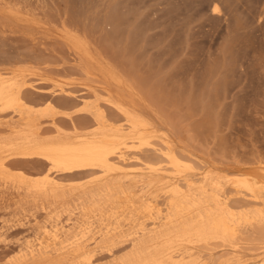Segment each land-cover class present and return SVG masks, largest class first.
<instances>
[{
    "label": "rangeland",
    "instance_id": "374dc122",
    "mask_svg": "<svg viewBox=\"0 0 264 264\" xmlns=\"http://www.w3.org/2000/svg\"><path fill=\"white\" fill-rule=\"evenodd\" d=\"M0 13V75L29 92L21 95L26 106L0 105L1 133L21 123L18 111L26 107L45 126L60 119V127L70 128L71 118L81 124L103 109L117 119L115 104L130 108L134 103L143 116L147 110L144 117L155 124L157 134L164 132L166 121L184 141L186 129H193L195 147L219 166L264 163V0H0ZM64 29L88 43L94 61L79 59L64 42ZM98 63L119 73L129 88L108 84ZM126 156L130 167L117 181L97 170L63 179L58 194H47L49 198H23L0 183V264L30 258L29 264H135L121 260L134 259L127 253L134 255L143 244L149 249L145 264H185L180 257L213 264L208 256L200 257L197 246L183 241L192 223L188 210L170 208L169 191L153 186L155 179L136 190L139 182L131 181L137 173L141 182L150 175L134 161V153ZM25 170L37 177L43 172ZM225 200L231 205L227 211L233 201ZM241 209L246 211L241 214ZM241 209L238 222L236 212L233 219L243 235L253 209ZM171 233L184 236L167 257ZM107 234L114 239L107 240ZM247 253L243 264L255 260L254 252Z\"/></svg>",
    "mask_w": 264,
    "mask_h": 264
},
{
    "label": "bare ground",
    "instance_id": "6f19581e",
    "mask_svg": "<svg viewBox=\"0 0 264 264\" xmlns=\"http://www.w3.org/2000/svg\"><path fill=\"white\" fill-rule=\"evenodd\" d=\"M8 10L9 13H14L12 9L8 8ZM214 10L218 11V8L215 7ZM31 22L33 21L26 19L25 23L32 24ZM62 38L66 44L71 46L82 62L86 60L94 61L93 51L90 50V47L87 45L88 43L86 44L83 40L81 41L77 36L75 37L71 32L66 30ZM98 65L108 84L123 89L129 88L126 81L118 75L119 73L116 74L109 69L108 65L103 63H98ZM88 67L90 66L88 65ZM87 69L89 70V68ZM87 73L88 75L92 74L88 71ZM16 82L17 81L11 79L2 78L0 75V105L10 107L12 104L20 105L23 102L21 95L29 92L25 91L23 86L18 85ZM105 88L107 89V87ZM132 98H134V96ZM23 104L25 103H22V105ZM32 109L27 107L20 109V111H18V116L20 117L21 123L16 126L15 129H10L7 133L0 132V183L5 187L6 191L9 193H16L19 196L22 195L23 198L32 197L33 200H36L35 197L40 196L41 199V197L45 198L47 194H58L63 179H68L73 176L75 178L77 175L80 176L81 174L93 173L97 170H103L106 173V179L114 178V180L117 181L119 178L118 175H123H120V173L124 171L127 165L126 162L130 158H127L126 155L131 152L135 155V157H133L134 161L144 164L143 169H145L147 173L149 172L148 174L150 175L147 176L150 178H144L148 182L145 180L141 182L140 173H137L139 175L135 176L136 179L132 177L133 175L131 176L132 173H128L131 179L133 178V181H131L132 183L135 181H137V183L139 182L138 184L135 183L139 185L136 187V190L138 187H148L147 185L150 184L149 180L151 179L152 181V179H155L154 182H151L152 185L154 184L153 186L160 187V189L165 188V190L167 189V191H169V194H167L168 192H165L163 189L164 193L169 197L168 203L169 200H171V203H169L170 208L173 206L175 212L184 211L185 209L188 210L189 219L192 220H190L192 223L190 222L191 227L189 228L188 240L187 237H184L185 240L183 239V241H188V244L186 243L187 245L197 246L196 248L201 254L200 257L203 255L208 256L213 264H243L246 261L244 257L248 254L247 251H252L255 253V255H253V257L255 256V260L250 261L248 264H264V163L255 161L246 162L244 165L236 164L233 167L227 168L219 166L218 162L213 160L207 151L198 150L195 147L194 144L197 139L193 129H186L188 141H184L179 136L175 126L171 122L166 121L164 123L161 122L165 126V128L163 127L164 130L163 128H159L164 132L162 134H157L155 131V124L144 117L147 110L146 112L139 110L145 113L143 116L137 111L138 108L136 109L134 103H132L130 108L115 104L112 109L118 114L117 119L109 118L107 112L103 109L97 111L93 117L91 116V121L83 120L81 124L80 122L76 123L73 121V118L70 117V121H72L70 128L60 127L57 123L60 122V119L52 121V127L45 126V122L40 121L37 115L33 116L31 112ZM155 122L157 123L158 121L156 120ZM47 125L49 124L47 123ZM134 141L138 143L137 146ZM120 144L124 145L129 150L126 149V151H123L122 148L119 147ZM130 144H132V146ZM132 150H135V152H132ZM135 164L136 163H134V165ZM14 166L17 167L15 168ZM128 167H130V165ZM26 168H42L43 172L40 175L38 174L39 177L32 176L29 175L28 171L26 172ZM147 173L146 175H148ZM126 180L127 179H125V181ZM131 182L126 184H131L133 186L134 183L132 184ZM126 184H124V186ZM152 188L150 192L153 189L155 192V188ZM158 191L157 193H159ZM151 193L153 194V192ZM229 197H232L233 205L226 211L225 207L228 208L231 206H226L225 203V199L229 202ZM230 203L232 202L230 201ZM239 207L240 209H245V207L248 209L251 207L250 211L253 209V214L249 217V220H247V227L250 231H246L248 228H246V230L244 229L245 234L243 235L238 233V231L242 229L235 223V219H237L236 215L239 213L237 208ZM242 210L243 209H241V214L243 211H246ZM234 212H238L235 214V219H233V217H235L233 216ZM188 213L185 215H188ZM181 219L180 217V220ZM238 220L239 219H237V222ZM171 221H173V219ZM175 221L176 219L173 223H175ZM179 225L181 226V224ZM172 226L174 227L175 225ZM169 228L170 227H168V229ZM108 234L105 236L107 240H110L113 236L111 234L112 237H109L110 235L108 236ZM167 234H169V232ZM171 234L172 235L169 236L171 242L166 243L167 245L169 244V246L165 244L167 247L164 249L165 256L167 257L173 255L172 244L176 241L178 242V239L184 236L178 238L173 237L175 233ZM178 234L181 235L182 233ZM159 235L160 234H158V236ZM166 237L168 238V236ZM166 237L163 236V240ZM159 238L162 240L160 236L157 237V240ZM106 243H108V241ZM143 245L144 247L141 246V248L138 246L140 249L136 248L137 252L135 251L134 255L130 254L131 252L127 253L134 259L121 258V261L125 262L128 260L130 262V260H132V263L135 264H145L146 261L148 262L149 253L147 252L149 249L147 251L146 245ZM114 247L116 246L114 245ZM191 249L194 250L193 248ZM178 251L180 250H177V252ZM190 252L189 254H191ZM152 253H154V251ZM179 254L180 256L182 255L181 253ZM180 256L178 255V258ZM183 258L180 257L178 260L185 261L186 263L189 261L188 264H191L192 261L194 262V260L191 261V259L188 260L186 258V261V259L184 258L183 260ZM30 259H21V262L15 261L13 264H29L31 262ZM201 259L196 260L198 261ZM195 262L193 264L198 263ZM202 262L205 263L206 261L204 262L202 260ZM32 263H34V261ZM50 263L53 264L52 262ZM159 263L160 261L157 264ZM149 264H151V262H149Z\"/></svg>",
    "mask_w": 264,
    "mask_h": 264
}]
</instances>
